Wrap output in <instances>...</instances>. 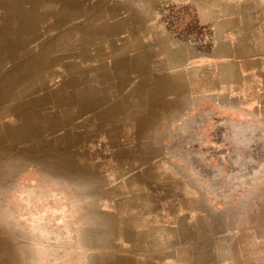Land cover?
<instances>
[{
	"label": "crops",
	"instance_id": "crops-1",
	"mask_svg": "<svg viewBox=\"0 0 264 264\" xmlns=\"http://www.w3.org/2000/svg\"><path fill=\"white\" fill-rule=\"evenodd\" d=\"M65 1L81 90L56 92L49 136L0 107V264H264V171L219 199L171 150L208 105L264 132V0ZM184 5L204 38L175 37Z\"/></svg>",
	"mask_w": 264,
	"mask_h": 264
},
{
	"label": "rangeland",
	"instance_id": "rangeland-1",
	"mask_svg": "<svg viewBox=\"0 0 264 264\" xmlns=\"http://www.w3.org/2000/svg\"><path fill=\"white\" fill-rule=\"evenodd\" d=\"M178 7L169 19L175 37L193 42L200 34L204 38L206 29L196 25L192 8ZM79 11L78 4L66 1L0 0V107H9L6 122L12 128L18 120L14 113L25 106L28 120L37 122L39 130L49 136L54 131V101L65 98L56 92L66 91L68 85L81 90L72 77L82 74V66L61 56L65 49L62 44L67 40L70 43L73 37L68 38L64 32L55 37L71 22L67 16ZM75 40L81 42L80 36ZM173 138L172 154L185 158L190 169L199 172L204 185L219 199L236 196L264 171V132L243 116L226 114L208 105L188 117ZM244 173L248 174L245 178ZM41 182L43 202L49 203L51 186L54 196V181L51 185L50 178L42 173ZM228 188L233 189V194L227 193ZM57 201L61 203V198ZM45 213L44 210V218ZM64 215L61 207L55 210L54 223ZM54 231L61 237L65 228ZM56 262L67 264L64 259Z\"/></svg>",
	"mask_w": 264,
	"mask_h": 264
}]
</instances>
